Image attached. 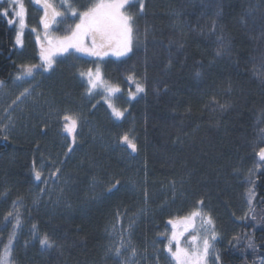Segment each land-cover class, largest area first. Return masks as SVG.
Masks as SVG:
<instances>
[{
	"label": "trees",
	"instance_id": "trees-1",
	"mask_svg": "<svg viewBox=\"0 0 264 264\" xmlns=\"http://www.w3.org/2000/svg\"><path fill=\"white\" fill-rule=\"evenodd\" d=\"M68 1L79 11L95 2ZM30 4L33 22L39 12ZM125 10L137 29L127 57H62L54 72H41L40 111L27 110L13 123L26 134L5 139L0 130V248L13 240L6 214L19 211L23 225H35L55 246L17 234L14 264H174L164 249L167 223L203 209L214 223L220 264H261L264 0H144L143 11L138 1ZM30 37L21 57L37 62ZM16 52L14 28L0 15L3 83L20 71ZM97 62L104 80L122 90L116 104L127 111L120 121L80 77L78 68ZM130 76L144 87L133 102L126 98ZM65 114L79 116L67 155L59 134ZM125 132L135 137L134 154L121 147ZM41 163L59 168L58 176L45 182L42 173L37 181L33 167L39 171ZM249 189L254 211L246 215ZM114 229H128L129 242L112 240Z\"/></svg>",
	"mask_w": 264,
	"mask_h": 264
},
{
	"label": "snow or ice",
	"instance_id": "snow-or-ice-1",
	"mask_svg": "<svg viewBox=\"0 0 264 264\" xmlns=\"http://www.w3.org/2000/svg\"><path fill=\"white\" fill-rule=\"evenodd\" d=\"M130 2L131 0H95L94 3H91L89 6L85 7L83 11H79L78 9L73 8L71 3H68V0H63L62 6H66L68 9H71L72 17L75 18L78 16L79 21L66 36L55 41L54 50L59 53H67L69 55L73 54V52H76L95 57L107 55L108 52L106 49L113 50L114 54L117 56H125L129 54L132 51L133 41L137 32V29L135 28V17L124 10ZM35 3H43L44 5V16L41 17L40 23L44 26L45 30L49 28L50 22H55L58 17H63L66 15L64 12L57 11L56 7L50 3V0H35ZM138 3L140 4V10L143 11L144 0H138ZM8 4L9 7L13 9H15L17 5L19 6V10L14 11V15L18 18L20 25V29L16 34V43L22 44L21 31L25 26L26 10L21 0H8ZM8 14V8L0 9V15L6 16ZM8 22L9 24L15 23V21L12 19H10ZM33 31H35V29H33ZM45 38L48 39L47 37ZM88 39H91L92 41L91 47H88L85 44ZM48 43L50 47H41L40 59L42 63L40 65H22L20 71L15 77L17 81H23L26 78L33 77L34 72L39 68H43L45 71L52 68L54 63L52 46L54 42L52 39H48ZM80 75L82 77L87 76V82L89 85L87 91L88 93H92L93 89L97 87V81L100 77L99 67L96 69L95 78L91 69H89L86 73L81 72ZM129 80H133V77L130 76ZM135 83L136 92H129L130 97H135L137 93L144 91V87L140 82L135 81ZM0 88H3V81H0ZM119 91V87L105 85V95L107 97L105 102L108 103V107L111 109L112 116L116 120H120L127 111L126 109L121 110L117 108L110 102L111 97ZM28 95H30V89L25 88L18 96H16L15 100L12 101L8 108H5V113H8L15 105L22 102L23 98ZM210 103L216 104L220 109L226 107V105L218 104V102L215 100L210 101ZM9 119H11V117H9ZM61 119L63 121V132L72 137V144L68 146V152L66 153L67 155L74 150V145L76 143V136L74 133H76L78 128L79 116L65 114ZM3 128L4 126L0 125V130H3ZM119 139L120 143L126 145L132 153H136L138 151L135 137L131 136L129 132H125L120 136ZM258 155L260 159L264 161V148L260 149ZM59 171L60 169L57 168L55 172L50 173V178L57 177ZM33 172L37 181L43 179L42 173L37 171L35 167H33ZM118 184L119 181H117L115 185H112L109 188V191L115 188ZM253 195L254 192L249 189V213H246V215L251 214L254 211L251 207ZM199 203H202V201ZM13 215V212H9L6 214L5 219L8 220L13 217ZM196 217H201L203 222L207 225L213 224V221L210 217L202 216L201 212L199 211H193L189 217L185 218V231H187L188 227H192V220ZM169 223L173 224V227L175 228L173 221L170 220ZM21 224L22 220L20 218V213L19 211H16L15 224L13 225V230L11 233L13 238L15 237L16 229H18ZM130 228L131 224L129 225V229ZM32 229L33 235L35 236L36 226L33 225ZM182 235V232L177 233L176 231H173L168 243L164 245V249L171 255L172 259L175 261V264H203L204 258L211 251L212 242L216 239L214 227L212 229V235L210 237L206 236L203 238L202 249L199 247V240L196 236L192 237V242L197 245L194 249L188 250L182 248L180 240ZM173 242L175 247L174 251ZM39 243L42 248H52L55 246L54 241L50 240L47 234L39 237ZM121 245H123V239L121 240ZM11 247L12 244L10 240L9 244L5 245L3 252L0 253V264H10ZM249 247H254V244L251 240H249ZM120 252L121 248L117 247L116 253L118 256L120 255ZM131 255L133 257L136 255L135 248H132ZM217 260H219V257H217Z\"/></svg>",
	"mask_w": 264,
	"mask_h": 264
},
{
	"label": "rangeland",
	"instance_id": "rangeland-1",
	"mask_svg": "<svg viewBox=\"0 0 264 264\" xmlns=\"http://www.w3.org/2000/svg\"><path fill=\"white\" fill-rule=\"evenodd\" d=\"M136 1H138V0H131L130 3H133ZM0 2H3L4 8H8V10H9V14L6 16L5 15H3V16L7 19V21H9L10 19L15 21V23H13V24H9V22H8V24L14 28V42H15V48L17 49V52H16L17 63H18V66L20 68L22 65H40L42 63V61L40 59L41 47L42 46L45 48L50 47L49 43H48V39H52L54 42V44L52 46L53 47V59H54V63H53L52 68L57 66V64L60 63V60L62 59V57H65V56H67V59H73V58H75V56H79V57H83L86 59L91 58V59L103 60V59L110 58V59L119 60V59H123V58L127 57L131 53L130 52L129 54H127L125 56H117L114 54L113 50L106 49V51L108 52L107 55H104L102 57H95V56H89V55H86L83 53H76V52H73V54H71V55H69L67 53L56 52L54 50L55 41L58 40L59 38L66 36L69 33V31L75 26V24L79 21L78 16H76L75 18L72 17L71 9H68L66 6H62L63 0H50V3H52L56 7L57 11L64 12V13H66V15L63 17H58L55 22H52L51 27L46 31H44L42 29V24L40 23L41 17L44 16V12L40 9L41 3L37 4V3H35V0H21V2L24 5V8L26 10V19H25V26H24L23 30L21 31L22 44H17L16 43V34H17V31L20 29V25H19L18 18L15 17V15H14V11H18L19 6L17 5L16 8L13 9V8L9 7L8 0H0ZM30 2L33 3L34 8L36 10H38V12H39L38 16H36V18L33 20V22L30 19H28L29 6H31ZM68 3H70V2L68 1ZM73 8H75V7H73ZM70 19L73 20L72 21L73 25L70 28L65 29L67 27V25H68L67 23H69ZM33 29H35V31H33ZM30 35H31V37H30ZM29 37L33 40H36V42H37L36 48L34 49V51H36V53H34V54H36V56L38 58L37 62H35L33 59H31L30 56H28L25 59H24V57H21V54L24 53L25 51H27V53L29 52L28 44H27L28 43L27 40ZM38 37H39V42H38ZM45 37H47L48 39H46ZM85 44H86V46L91 47V45H92L91 39H88L85 42ZM132 49H133V46H132ZM97 67H99V70H100V77L97 81V87L95 89H93L92 93H88V91H86V92L91 97H95L96 95L97 96L99 95L102 102L107 106L109 112L111 113V109L108 107V103L105 102L107 99V97L105 95V85L116 86V87H118V86L113 85V84H109L104 80L103 71H102V67H101L100 62H97L96 66L91 69L93 74H94V78H95V72H96ZM52 68L47 70V71H45L43 68H39L38 70H36L34 72L33 77L26 78L23 81H17L15 79V77L17 76L16 75L12 79V82L7 83V84L3 83V88H0V98L2 97L3 101L9 102V103H12V101L15 100L16 96H18L25 88L30 89V95L23 98L22 102L15 105L8 113H5L4 110L6 107L3 108L2 103H1L3 101H0V103H1L0 104V125L4 126L3 131L5 132V139L8 138L9 135L13 132H17L18 135L26 134V132H25L26 127H24V131L20 130V129H16V127L13 123L17 122V120L19 122L20 117H22V116L26 117L28 115V113L26 112L27 115H25L26 114L25 111H27V110L28 111H34V112H36L37 110L40 111V109H41V107H39V106H41L40 99L44 98V96L40 92L41 87L39 86V83L41 81L39 80V78H41V76H42L41 72H44V73L54 72V69H52ZM78 70L80 73L81 72L86 73L89 69L86 71H83L82 69L78 68ZM80 77L82 80L85 81V86L88 89L89 85L87 82V76L82 77L80 75ZM40 84H42V83H40ZM129 85H130V88L128 89V91L126 93V98L129 102H133L134 100H136L137 98H139L142 95V92L137 93L135 95V97H130L129 92H133V93L136 92V83L134 80H129ZM121 93H122V90L120 89V91L118 93H115L111 97V100H110V102L112 104H114L117 108H119L118 105L116 104L117 96ZM121 97H123V99H124V94ZM118 98H120V96ZM124 102L126 103L127 101L124 100ZM119 109H121V108H119ZM121 110H123V109H121ZM16 112H18L19 115H17ZM125 114H126V112H125ZM111 115H112V113H111ZM38 116H40V115L38 114ZM124 116L120 120H122L124 118ZM9 117H11V119H9ZM62 129H63V123H62L61 127L59 128V134H60L61 138L66 139V141H64V144H66V147L68 150V146L70 144H72V137L69 136L67 133L63 132ZM74 135L76 136V143H77L78 133H74ZM76 143H75V145H76ZM75 145H74V147H75ZM121 147L124 148L126 151H128V148L126 145L121 144ZM49 167L50 166L46 167L45 163L39 164V171L46 176L45 181L50 178V173L52 172V169ZM199 212H201L202 216L209 217L203 209L200 210ZM187 217H189V216H187ZM185 218L186 217L178 218V219H172L171 221H173V223L175 224V228L173 227V224H170L169 222L167 223L168 228L165 231L166 237H167V243H168V240L171 237L173 231H176L177 233L182 232L183 235L180 237L182 248H185L188 250L194 249L197 245L192 242V237L196 236L199 240V247L202 249L203 238L206 236L210 237L212 235V229L214 227V223L212 225H207L203 222L201 217H196L192 220V227H188L187 231H185V227H186ZM8 220H13V225L15 224V216L11 217ZM128 228H129V226H128ZM193 229H195V230H193ZM17 234L19 236H21L22 234H30L31 237L33 238V240H35L36 242H39L40 235L37 233L35 236L33 235L32 225H25V224L23 225L22 224L18 229H16L15 237L17 236ZM121 236L124 237L123 242L125 244H127V241L129 242V240H128L129 238L127 237V236H129L128 229H125V230L114 229L113 231L111 230L110 234H109V237L114 241H120L118 237H121ZM14 238H12V239L14 240ZM13 240L11 241V244H13ZM215 240L212 242L211 251L204 258L203 264H220L219 260H217V257H219V256H218V252L216 251V248H215ZM3 250L4 249L0 248V253H2ZM174 250H175V247H174V242H173V251ZM167 254L171 258L172 262L175 264V261L172 259L171 255L168 252H167ZM10 264H14L13 258H12V247H11ZM261 264H264V261H262Z\"/></svg>",
	"mask_w": 264,
	"mask_h": 264
},
{
	"label": "flooded vegetation",
	"instance_id": "flooded-vegetation-1",
	"mask_svg": "<svg viewBox=\"0 0 264 264\" xmlns=\"http://www.w3.org/2000/svg\"><path fill=\"white\" fill-rule=\"evenodd\" d=\"M39 8V7H38ZM40 9L44 12V5H43V3H41V7H40ZM39 9V10H40Z\"/></svg>",
	"mask_w": 264,
	"mask_h": 264
},
{
	"label": "water",
	"instance_id": "water-1",
	"mask_svg": "<svg viewBox=\"0 0 264 264\" xmlns=\"http://www.w3.org/2000/svg\"><path fill=\"white\" fill-rule=\"evenodd\" d=\"M51 24H52V22H50L49 28L51 27ZM49 28H48V29H49ZM42 29H43L44 31H46L43 25H42ZM48 29H47V30H48Z\"/></svg>",
	"mask_w": 264,
	"mask_h": 264
},
{
	"label": "bare ground",
	"instance_id": "bare-ground-1",
	"mask_svg": "<svg viewBox=\"0 0 264 264\" xmlns=\"http://www.w3.org/2000/svg\"><path fill=\"white\" fill-rule=\"evenodd\" d=\"M14 45H15V42H14Z\"/></svg>",
	"mask_w": 264,
	"mask_h": 264
}]
</instances>
